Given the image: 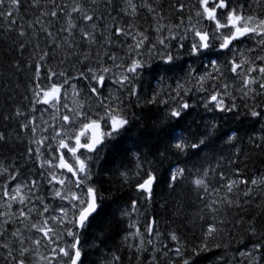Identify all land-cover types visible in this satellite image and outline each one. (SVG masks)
Returning a JSON list of instances; mask_svg holds the SVG:
<instances>
[{
	"label": "snow or ice",
	"instance_id": "1",
	"mask_svg": "<svg viewBox=\"0 0 264 264\" xmlns=\"http://www.w3.org/2000/svg\"><path fill=\"white\" fill-rule=\"evenodd\" d=\"M0 22L28 81L0 113L26 138L0 163V264H264V172L247 174L264 154V12L0 0Z\"/></svg>",
	"mask_w": 264,
	"mask_h": 264
},
{
	"label": "trees",
	"instance_id": "2",
	"mask_svg": "<svg viewBox=\"0 0 264 264\" xmlns=\"http://www.w3.org/2000/svg\"><path fill=\"white\" fill-rule=\"evenodd\" d=\"M70 2V0H69ZM139 0H137V3ZM170 0H162V3L164 4L165 8H167ZM185 3H194V0H184ZM247 3L252 4L253 9H258L264 12V0H260V3L262 5L261 8H257L254 0H247ZM23 14V13H22ZM26 15L27 19H31V13L24 14ZM3 27L2 22H0V28ZM15 38V33H12L10 37L5 38L2 33H0V113H4L6 111L11 110V106L14 104H19L22 101L23 94L25 92V88L27 86V78L22 73H16L13 74L12 70L9 67V62L12 61L14 58H19L18 53L13 52L11 49L14 47L12 44V40ZM41 48L44 47V44L41 43ZM31 49H29V52ZM29 52H25V56L29 55ZM170 76L172 74H169ZM182 73H178L177 76H182ZM5 83H7V87H5ZM19 85V87H17ZM169 85L175 86V78L168 80L165 87H168ZM152 86L156 87L155 81L152 82ZM14 98V99H10ZM25 103H27L25 101ZM36 115L40 116V113L37 112ZM17 125L15 122H4L2 119H0V132H3L5 134L12 133L13 139L12 142L8 146H0V163H10L12 159L18 157L19 153L23 150L25 144H26V138H25V144H21L16 140L15 137V129ZM245 157H241V160H244ZM262 160H264V154L260 155H253L252 159L248 160V168H247V174L249 176L253 175L254 173L259 170L260 172H264V163H262ZM243 168V165L241 166ZM119 195V193H117ZM196 205L192 204L191 207L186 209V212L189 214L192 212H195ZM170 215V213H169ZM180 224V221H177V226ZM164 226V223H161V227ZM198 234V230H197ZM123 237V233H119L117 235L115 232H113L109 237V248H113V246H119L121 243ZM90 239V238H89ZM244 251V246L242 244H239L237 241H232L231 250L229 252V257L232 255H235L237 259H240L239 257V251ZM100 253L96 252L95 250H89L88 260L89 261H96ZM125 260H127V253L125 251ZM161 264H166V261H161Z\"/></svg>",
	"mask_w": 264,
	"mask_h": 264
},
{
	"label": "bare ground",
	"instance_id": "3",
	"mask_svg": "<svg viewBox=\"0 0 264 264\" xmlns=\"http://www.w3.org/2000/svg\"><path fill=\"white\" fill-rule=\"evenodd\" d=\"M241 47H244L243 45Z\"/></svg>",
	"mask_w": 264,
	"mask_h": 264
},
{
	"label": "rangeland",
	"instance_id": "4",
	"mask_svg": "<svg viewBox=\"0 0 264 264\" xmlns=\"http://www.w3.org/2000/svg\"><path fill=\"white\" fill-rule=\"evenodd\" d=\"M37 117H39L38 115H36Z\"/></svg>",
	"mask_w": 264,
	"mask_h": 264
}]
</instances>
